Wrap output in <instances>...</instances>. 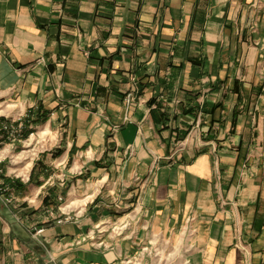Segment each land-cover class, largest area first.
Returning a JSON list of instances; mask_svg holds the SVG:
<instances>
[{"label":"crops","instance_id":"1","mask_svg":"<svg viewBox=\"0 0 264 264\" xmlns=\"http://www.w3.org/2000/svg\"><path fill=\"white\" fill-rule=\"evenodd\" d=\"M35 130L0 264H264V0H0V147Z\"/></svg>","mask_w":264,"mask_h":264},{"label":"rangeland","instance_id":"2","mask_svg":"<svg viewBox=\"0 0 264 264\" xmlns=\"http://www.w3.org/2000/svg\"><path fill=\"white\" fill-rule=\"evenodd\" d=\"M41 128L43 127V124L40 125ZM36 135H34V137L32 138V136H28L27 139H25L26 144H23L22 146H20L19 148L17 147L16 150H12V153H9L8 151L4 152L2 149V147H0L1 151H3L4 153H2L1 155L6 157V161L4 163H6L5 165L7 166V172H10L11 175L14 178H25V175L27 174V172L30 174V170L31 167L29 166V163H33L32 159H37L38 154L39 155H43V153L46 150V146H43V143L45 144L44 140L42 139L40 142V137H44L40 134V136H38V132H41V130H35ZM46 135V134H43ZM32 138V140H31ZM5 148V147H4ZM67 215L63 218L58 219V223L59 221H62L63 223H67L64 222L67 219ZM74 220V217H73ZM62 224V223H61Z\"/></svg>","mask_w":264,"mask_h":264},{"label":"built area","instance_id":"3","mask_svg":"<svg viewBox=\"0 0 264 264\" xmlns=\"http://www.w3.org/2000/svg\"><path fill=\"white\" fill-rule=\"evenodd\" d=\"M22 121V118L19 119V124L18 126L14 127L12 125H9V124H5L3 126V131L7 134V139L10 140V141H17L20 139L21 137V133H22V130L24 129V126L22 125L21 123ZM4 153L3 151L0 150V165L3 164L5 161H6V157L2 156L1 154ZM4 175V172L3 170L0 168V176ZM3 185L2 182H0V194L4 192V188H3ZM62 200V199H61ZM67 219L64 221V222H71L73 221V216L71 215H67ZM59 223H63L62 221H59Z\"/></svg>","mask_w":264,"mask_h":264},{"label":"trees","instance_id":"4","mask_svg":"<svg viewBox=\"0 0 264 264\" xmlns=\"http://www.w3.org/2000/svg\"><path fill=\"white\" fill-rule=\"evenodd\" d=\"M0 177H1V176H0ZM2 178H4L3 175H2Z\"/></svg>","mask_w":264,"mask_h":264}]
</instances>
